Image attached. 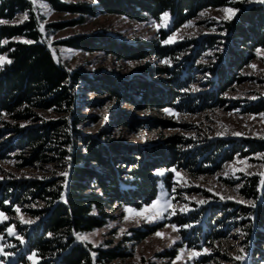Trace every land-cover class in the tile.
<instances>
[{"label":"trees","instance_id":"trees-1","mask_svg":"<svg viewBox=\"0 0 264 264\" xmlns=\"http://www.w3.org/2000/svg\"><path fill=\"white\" fill-rule=\"evenodd\" d=\"M46 1L57 12L79 15L68 23L49 25L57 29L83 23L87 16L100 14L121 15L143 22L169 13L171 31H175L207 9L233 6L238 11L235 18L224 21L219 28L226 32L225 36L209 34L199 40L161 45L146 39L130 42L106 32H93L58 42L84 52L105 53L118 60L135 62L152 57L176 60L178 53L195 45L187 57L188 63L141 65L135 73L142 80L135 82L108 71L89 74L66 69L46 43L32 1L0 0V58H4L0 63V156H6L10 149H29L33 160L48 161L54 154L65 162L66 173L45 179L0 178V212L12 213L14 207L28 203L36 205L27 209L36 220L25 227L18 259L10 264H30L29 257L33 254L39 260L37 264H109L126 256V252L118 246L94 247L78 237L103 227L112 217L108 210L115 206L141 208L151 204L158 196L160 181L168 186L171 183L172 174L160 176L158 170L187 167L195 174L212 173L237 153L250 155L264 151V140L257 139L243 140L247 145L245 150L238 144L228 148L230 141L225 139L188 148L192 140L182 136L171 137L163 143L136 146L117 141L112 135L114 123L137 124V119L121 108L124 103L157 111L168 107L197 111L220 105L223 101L220 95L245 79L241 71L255 58L258 49H264V2L245 5L235 0ZM26 14V20H18ZM219 39H224L221 50L207 70L215 76L210 80L209 89L181 98L193 82L190 66L194 57L206 50L204 45L214 48L220 43ZM153 76L162 78L155 80ZM81 85L86 92L105 94L108 101L118 105L112 109L117 120L97 135L77 129L90 119L82 114L84 103L78 102L77 90ZM248 111H264V99L250 105ZM48 114L57 116L48 118ZM8 135L13 138L4 147L3 139ZM259 187V177L251 176L244 182L241 193L255 201V208L244 209L254 215V224L249 218L248 228L254 235L253 259L264 261L261 249L264 188L260 191ZM228 206L220 209L223 211ZM230 213L224 216L230 218L234 212ZM198 218L199 215L191 214L177 218V222L191 223ZM159 227L150 225L146 230L136 231L135 237L143 239ZM222 233L218 231L214 235ZM167 255L175 254L168 252Z\"/></svg>","mask_w":264,"mask_h":264},{"label":"rangeland","instance_id":"rangeland-1","mask_svg":"<svg viewBox=\"0 0 264 264\" xmlns=\"http://www.w3.org/2000/svg\"><path fill=\"white\" fill-rule=\"evenodd\" d=\"M31 1L39 26L43 25V30L40 27V31L46 43L55 59L66 69L80 70L89 74L108 71L135 82L142 80L135 73L141 65L174 66L188 63L187 57L195 45L178 53L176 60L173 57L164 59L152 57L135 62L118 60L105 53L84 52L63 46L58 42L76 34L93 32H106L130 42L146 39L160 42L161 45L199 40L209 34L225 36L226 32L219 28L224 21L235 18L238 12L233 6L207 9L175 31H171L172 17L169 13L167 18H164L163 14L160 19L150 18L143 22L121 15L100 14L95 17L87 16L83 23L57 29L49 25L68 23L79 18V15L57 12L46 0ZM235 1L245 5L264 2V0ZM226 8L231 9L232 12L225 13ZM24 17L25 15H22L18 20L21 21ZM169 37H172L174 42L164 43ZM223 40L219 39L220 43L214 48L204 45L206 50L201 51L198 57H194L190 66L193 82L181 98L209 89L210 80H214L215 76L207 70L216 61V55L221 50ZM258 50L255 58L241 71L245 79L233 84L221 94L223 101L217 107L197 111H179L168 107L165 109H170L171 112H166L165 109L158 111L138 109L124 103L121 108L131 113L137 119V124L122 126L114 123L112 129L114 139L129 145L146 146L167 142L174 136H182L184 139L192 140V145L188 148L211 144L215 139H225L230 141L228 148L231 144H238L245 150L247 145L243 143V140H264V111L259 113L248 111L250 105L264 99V49ZM151 78L156 80L162 77ZM77 92L78 102L84 103L82 114L90 118L77 127L81 132L97 135L107 128L109 123L117 120L112 112L113 108L118 107L117 102L108 101L106 95L102 93L86 92L84 85H81ZM55 116L57 115L48 114V118H55ZM93 116L98 118L95 119ZM154 119L159 121L155 122ZM12 138L8 135L3 139L4 147ZM32 154L33 152L29 149L8 150L6 156H0V178L45 179L64 174L65 162L57 159L54 154L48 161H35L31 158ZM157 174L160 176L172 174V177L169 186L163 180L160 181L158 196L154 200L157 202L155 208L152 207L154 201L141 208L115 206L108 210L112 217L103 227L80 234L79 237H87L80 239L91 243L94 247L106 249L118 246L126 252V256L109 264L151 262L264 264V261L253 259L254 235L249 233L248 228L251 224L249 218L254 224V215L252 212L247 214L244 209L255 208V201L241 193L244 182L251 176L259 177V190H263L264 184L261 181H264V175H262L264 174V151L250 155L237 153L232 160L222 163V166L212 173L195 174L191 168L172 167L160 169ZM229 197L232 198L229 199ZM228 204L230 206L225 210L220 209ZM35 206V203H28L14 207L12 213L0 212L3 214L0 216V264L17 261L20 251L19 242H24L25 227L36 220L27 209ZM156 212H159V218L152 219ZM230 212H234L233 216L230 218L224 216L232 214ZM191 214L199 215L197 221L182 224L177 222V218ZM218 219L220 223L217 222ZM150 225H160V227L143 239L135 237L136 231L146 230ZM173 225L177 230L173 229ZM9 230L13 234H9ZM218 231L223 233L214 235ZM156 233H163V235L157 236ZM261 249L264 250V244ZM168 252H174L175 255L168 256ZM29 258L30 264L39 262L34 254Z\"/></svg>","mask_w":264,"mask_h":264},{"label":"snow or ice","instance_id":"snow-or-ice-1","mask_svg":"<svg viewBox=\"0 0 264 264\" xmlns=\"http://www.w3.org/2000/svg\"><path fill=\"white\" fill-rule=\"evenodd\" d=\"M33 2H35V0H33ZM224 11H225V13H231L232 12V10L231 9H224ZM168 17V13H164V18H167ZM28 17H27V14L25 15V17H24V19L26 20ZM227 18V17H226ZM0 22H2V21H0ZM21 22H23V21H21ZM41 27V30H43V25H41L40 26ZM25 43H33V41H24ZM171 42H174L173 41V39H172V37H169V39L168 40H166V41H164V43H171ZM5 43H7V41H5ZM258 52H259V50H258ZM4 62V58H0V63H3ZM7 62H11V61H7ZM166 63H167V61H165ZM253 67H255V65H253ZM165 111L166 112H171V110L170 109H165ZM63 175H66V173L65 174H63ZM262 175H264V174H262ZM261 183L262 184H264V181H261ZM232 197H229V199H231ZM241 202H243V201H241ZM156 204H157V202L156 201H154L153 202V205H152V207L153 208H155L156 207ZM17 211H19V209H17ZM131 211V210H130ZM3 214L2 213H0V216H2ZM159 212H156V214L152 217V219H157V218H159ZM147 218V217H146ZM173 227V229L174 230H177L176 229V226L175 225H173L172 226ZM9 234H13L12 232H11V230H9ZM156 235L157 236H162L163 235V233H156ZM78 238H81V239H86L87 237H78ZM205 251H207V250H205ZM194 255H199V253H194ZM179 258V257H178ZM237 259H240V257H237Z\"/></svg>","mask_w":264,"mask_h":264}]
</instances>
